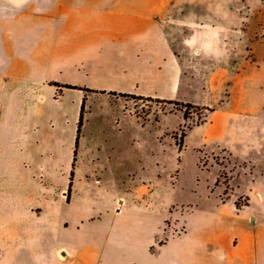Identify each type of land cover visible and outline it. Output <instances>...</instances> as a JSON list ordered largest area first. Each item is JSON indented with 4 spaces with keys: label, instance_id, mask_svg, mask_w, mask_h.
Returning <instances> with one entry per match:
<instances>
[{
    "label": "rangeland",
    "instance_id": "374dc122",
    "mask_svg": "<svg viewBox=\"0 0 264 264\" xmlns=\"http://www.w3.org/2000/svg\"><path fill=\"white\" fill-rule=\"evenodd\" d=\"M255 5L250 12L243 13L249 17L245 21L244 35L231 28L233 40L217 44L228 50L230 56L205 55L193 63L188 53L183 64L193 71L181 77L182 82L176 88L170 82H150L148 77L152 71L145 61L146 56L142 59L118 57L119 48L107 49L106 54L115 59L106 58L107 55L100 59L104 71L81 73L79 77L85 80L89 90L105 87L121 91L117 96L108 91L57 87L56 84H72L47 80L36 92L37 99L31 101L23 96L17 75L11 71L12 63L18 62L12 57L21 50L20 44L4 39L0 29V178L4 177L1 168L6 163L11 166L13 178L46 183L44 194L64 195L68 201L75 196L78 200L84 199L90 203L93 215L107 217L93 223V228L108 226L121 195L132 206L135 196L143 194L145 199L140 198L142 203L138 205L158 218L172 213L174 219L172 215L165 221L162 232L165 237L180 234L185 229V215L190 209L177 206H190L197 215L216 210L220 198L213 192L215 184L223 190L221 200L231 199V188L247 184L243 177L245 169L252 173L264 171V140L258 145L256 140H244L243 145L239 139L233 140L236 142L234 151L249 156L242 159L231 154V137H210L205 127L193 128L190 133L187 130L189 136L182 151L177 144L185 126L192 128L205 123L209 113L201 108L216 109L221 100L227 102L220 110H234L236 119L264 116V0ZM7 13L10 12L0 11V19ZM25 13L43 16L38 17L43 19L41 33L37 31L35 35V27L27 28L32 39L26 42L28 50L42 53L43 57L54 51L59 62L89 47L92 41H105L109 34L115 33L114 27L100 25L103 18L100 11ZM34 19L30 18L28 24ZM123 31L129 33L130 26ZM33 62L40 65L27 68L16 64L15 72L46 69L41 66V58H34ZM64 76L75 78L69 73ZM231 82L236 83L233 91ZM222 83L229 84L222 86ZM135 93L169 102L139 100L133 96ZM84 98V125L78 136ZM176 102L191 103L199 108H189L190 117L185 121L181 112L185 107ZM219 146L224 148L220 152ZM52 149H58L59 153L52 154ZM75 150L77 162L74 161ZM245 203L247 198L244 197L237 202L239 206ZM195 219L189 221L192 228Z\"/></svg>",
    "mask_w": 264,
    "mask_h": 264
},
{
    "label": "crops",
    "instance_id": "0c3cea01",
    "mask_svg": "<svg viewBox=\"0 0 264 264\" xmlns=\"http://www.w3.org/2000/svg\"><path fill=\"white\" fill-rule=\"evenodd\" d=\"M126 1L0 0V11L10 12L0 19L3 37L13 43L18 42L21 48L17 56L12 57L18 62L12 63L11 71L17 75L23 96L31 101L37 99L36 92L44 87L47 80L87 88L88 84L79 77L80 74L104 71L100 59L107 55L109 48H119L118 57L137 56V59H142L146 56L145 61L152 71L148 77L150 82H170L176 88L182 82L181 77L193 71L183 64L188 53L193 57V63L205 55L230 56L228 50L217 44L233 40L231 28L244 35L245 21L249 17L243 13L263 2ZM45 10L100 11L103 17L100 25L114 27L115 33L109 34L105 41H92L89 47L60 62L55 59L54 51L43 57L42 53L29 51L26 43L31 39V34H27L28 27H35V35L37 31L41 33L43 19L38 17L43 16L37 13L28 16L25 12ZM33 17L35 19L29 25ZM129 26L130 32L125 33L123 30ZM38 57L42 59L41 66L45 70L35 67L34 72H15L16 64L27 68L40 65L33 62ZM109 57L115 59L108 55L106 58ZM65 73L75 78L68 79ZM235 88L236 83L231 82V91ZM93 90L115 91L105 87ZM121 90L125 91L123 87ZM225 102L219 101V106L223 107ZM220 107L213 108L205 123L190 128L188 132L205 127L210 137H231L233 157L249 158L236 153L233 149L236 142L232 141L239 139L243 145L246 144L244 140H256L257 145L261 144L264 140V116H240L236 119L232 113L234 110L223 112ZM75 116L77 118V113ZM251 141L249 145H252ZM219 147V152L224 149ZM258 149L262 151V147ZM58 153V149H52V154ZM1 171L4 177L0 178V264H264L263 170L252 173L245 169L243 177L247 184L231 188V199L221 200L223 190L215 184L213 192L220 198L216 210L197 215L190 206H177L190 210L185 215V229L169 237L162 232L165 231V221L173 214L169 212L158 218L146 211L138 205L145 199L143 194L135 196L132 206L121 195L108 226L93 228V223H100L107 217L93 215L90 203L84 199L78 200L75 196L68 201L64 195L44 194L46 183L37 179L13 178L10 164L5 163ZM241 197L247 198V203L239 206L237 202ZM193 217L196 219L192 228L189 221Z\"/></svg>",
    "mask_w": 264,
    "mask_h": 264
},
{
    "label": "trees",
    "instance_id": "16d2710c",
    "mask_svg": "<svg viewBox=\"0 0 264 264\" xmlns=\"http://www.w3.org/2000/svg\"><path fill=\"white\" fill-rule=\"evenodd\" d=\"M56 86L57 87H62V88H68V89H79V90H82V91H96V90H89V88H87V89L78 88L77 86H73V85H60V84H56ZM102 92L106 93L107 91H102ZM109 94L112 95V96H117V92H115V91H110ZM125 96H127V95H125ZM133 96H135L139 100H145V99H147L148 101L155 100L157 102H164V103L169 102L168 100H164V99L153 98V97H144V96L136 95V94H133ZM175 104L176 105H179V106L185 107V110L182 111L183 112V117H184V120L185 121L188 120L189 117H190L189 108H192V109L199 108V106H196V105L191 104V103L185 104V103H181V102H176ZM201 109L207 111L208 113L213 112V108H211V107L203 106ZM177 110H179V109H177ZM85 111H86V100L84 98V100L82 102V105H81V108H80V117H79V121H78V130H77L78 131V136L81 133L82 127L84 125V113H85ZM207 116H206V118H207ZM199 125H201V124H198V126ZM184 128H186V130H184L182 132V135H181L182 138H181L180 142L177 144V146L179 147L180 151H182L183 148H184L185 139L187 137V130H189L191 127L189 125H187ZM78 140H79V137L77 138V144H78ZM76 156H78L77 150H75V158H74V161L75 162H77V157ZM72 177H74V173H72ZM72 180H73V178H72ZM70 191H71V188H70ZM68 197L70 199V195Z\"/></svg>",
    "mask_w": 264,
    "mask_h": 264
}]
</instances>
